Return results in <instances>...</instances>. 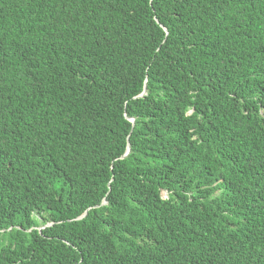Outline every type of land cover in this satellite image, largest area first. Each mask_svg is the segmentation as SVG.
Instances as JSON below:
<instances>
[{
    "label": "trees",
    "instance_id": "trees-1",
    "mask_svg": "<svg viewBox=\"0 0 264 264\" xmlns=\"http://www.w3.org/2000/svg\"><path fill=\"white\" fill-rule=\"evenodd\" d=\"M0 106V264H264V0H0Z\"/></svg>",
    "mask_w": 264,
    "mask_h": 264
},
{
    "label": "water",
    "instance_id": "water-1",
    "mask_svg": "<svg viewBox=\"0 0 264 264\" xmlns=\"http://www.w3.org/2000/svg\"><path fill=\"white\" fill-rule=\"evenodd\" d=\"M144 92H146V91H144ZM144 92H143V94H144ZM134 121V120H133ZM129 150H130V148H128V152H129Z\"/></svg>",
    "mask_w": 264,
    "mask_h": 264
},
{
    "label": "bare ground",
    "instance_id": "bare-ground-1",
    "mask_svg": "<svg viewBox=\"0 0 264 264\" xmlns=\"http://www.w3.org/2000/svg\"><path fill=\"white\" fill-rule=\"evenodd\" d=\"M237 17V16H236ZM4 107V106H3ZM0 108H1V106H0Z\"/></svg>",
    "mask_w": 264,
    "mask_h": 264
},
{
    "label": "rangeland",
    "instance_id": "rangeland-1",
    "mask_svg": "<svg viewBox=\"0 0 264 264\" xmlns=\"http://www.w3.org/2000/svg\"><path fill=\"white\" fill-rule=\"evenodd\" d=\"M132 121H133V119H132Z\"/></svg>",
    "mask_w": 264,
    "mask_h": 264
}]
</instances>
